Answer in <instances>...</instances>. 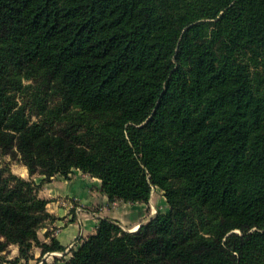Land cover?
<instances>
[{
    "label": "trees",
    "instance_id": "16d2710c",
    "mask_svg": "<svg viewBox=\"0 0 264 264\" xmlns=\"http://www.w3.org/2000/svg\"><path fill=\"white\" fill-rule=\"evenodd\" d=\"M0 264L64 250L39 195L72 169L108 199L54 264H264V0H0Z\"/></svg>",
    "mask_w": 264,
    "mask_h": 264
},
{
    "label": "crops",
    "instance_id": "0c3cea01",
    "mask_svg": "<svg viewBox=\"0 0 264 264\" xmlns=\"http://www.w3.org/2000/svg\"><path fill=\"white\" fill-rule=\"evenodd\" d=\"M21 176L31 178L36 184L42 176L29 177L25 167L20 169ZM39 195L47 199L46 210L52 220L46 226L38 230L40 241L47 242L49 237L44 236L49 232L64 247L63 256L68 257L65 251L67 246L78 236L84 238L95 231L100 219H109L116 222L127 231H136L138 227L148 221L157 211H166L167 204L163 193L157 187H153L147 203L126 202L123 200H109L107 195L100 191V180L72 169L68 177L60 174L51 176L49 181L42 184ZM4 256L12 259L17 256V246L10 245ZM60 251V250H55ZM45 253V252H44ZM44 253L34 246L31 257L27 261L20 260L17 263L3 264H35L36 260Z\"/></svg>",
    "mask_w": 264,
    "mask_h": 264
},
{
    "label": "built area",
    "instance_id": "2783aa9c",
    "mask_svg": "<svg viewBox=\"0 0 264 264\" xmlns=\"http://www.w3.org/2000/svg\"><path fill=\"white\" fill-rule=\"evenodd\" d=\"M81 239L82 238L78 236L71 244L67 246L65 251L70 253L71 248L78 245ZM62 251H47L36 260L35 264H54L55 261L60 262L64 258Z\"/></svg>",
    "mask_w": 264,
    "mask_h": 264
},
{
    "label": "rangeland",
    "instance_id": "374dc122",
    "mask_svg": "<svg viewBox=\"0 0 264 264\" xmlns=\"http://www.w3.org/2000/svg\"><path fill=\"white\" fill-rule=\"evenodd\" d=\"M1 164H6L13 174L22 177L21 173H20V169L22 167H25V166L22 163H20L18 160L11 159L8 155L0 156V165ZM22 178H24V177H22ZM7 252H9V251H7ZM5 255L6 254H2L4 262L9 263L10 261L8 259L4 258Z\"/></svg>",
    "mask_w": 264,
    "mask_h": 264
}]
</instances>
